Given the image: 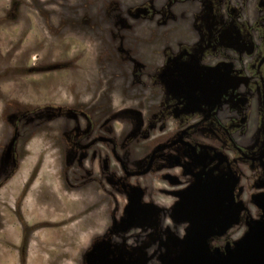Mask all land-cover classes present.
I'll return each mask as SVG.
<instances>
[{
	"label": "flooded vegetation",
	"instance_id": "flooded-vegetation-1",
	"mask_svg": "<svg viewBox=\"0 0 264 264\" xmlns=\"http://www.w3.org/2000/svg\"><path fill=\"white\" fill-rule=\"evenodd\" d=\"M131 1L118 14L123 26L108 32H134L137 43L148 32L151 44L120 47L124 73L98 78L105 92L96 86L90 102L53 109L57 149L69 156H61L55 177L69 183L76 205L106 213L107 228L91 245L117 236L125 251L130 241L170 251L181 196L195 194L201 208L208 189L218 192L229 208H243L237 223L210 238L223 250L249 222L264 220V0ZM143 21L154 26L135 25ZM112 81L127 86L116 99ZM32 111L17 116L14 135ZM131 195L137 224L110 228L125 217Z\"/></svg>",
	"mask_w": 264,
	"mask_h": 264
},
{
	"label": "rangeland",
	"instance_id": "rangeland-1",
	"mask_svg": "<svg viewBox=\"0 0 264 264\" xmlns=\"http://www.w3.org/2000/svg\"><path fill=\"white\" fill-rule=\"evenodd\" d=\"M132 4L131 0H0V264H85L83 253L91 242L84 233L72 234L92 227L94 215L75 204L66 180L58 183L55 177L61 156H69L57 149L60 122L53 120L52 111L58 105L71 106L77 98L90 102L96 86L105 92L98 78L124 73L120 62L126 58L120 47L151 44L144 42L148 32L138 33L142 43H137L134 32H108L123 26L119 11ZM135 25L154 26L150 21ZM108 85L115 99L127 88L114 81ZM28 108L34 111L20 120L12 161V147L8 148L14 137L13 122ZM209 191L201 210L211 208L221 216L224 229L218 236L239 221L243 208L239 204L231 209L224 204L225 196ZM217 198H223L222 206ZM132 207L141 214L134 195L126 210ZM188 222L174 216L170 232L184 236ZM114 239L122 244L117 236ZM130 242L131 248L139 244ZM208 243L214 247L210 239ZM150 244L146 251L155 257L170 252L166 245ZM158 258L149 264L160 263Z\"/></svg>",
	"mask_w": 264,
	"mask_h": 264
},
{
	"label": "water",
	"instance_id": "water-1",
	"mask_svg": "<svg viewBox=\"0 0 264 264\" xmlns=\"http://www.w3.org/2000/svg\"><path fill=\"white\" fill-rule=\"evenodd\" d=\"M17 135L18 132L12 138L9 150ZM194 195L189 192L185 197L181 196V208L174 210L176 219L189 222L184 236L179 237L170 232V253L155 257L146 251V247L151 244L140 243L132 245L131 251H125L119 240L103 239L90 245L83 253L85 264H149L158 257L160 263L150 264H264V220L249 222L246 231L232 245L227 244L221 250L208 243L211 237L224 229L220 223L221 216L214 215L216 212H211V208L203 212ZM206 196L210 197L208 193ZM138 219L139 212L132 207L126 210L123 219L113 222L109 227L123 232L135 226ZM101 236L103 234L98 237Z\"/></svg>",
	"mask_w": 264,
	"mask_h": 264
},
{
	"label": "crops",
	"instance_id": "crops-1",
	"mask_svg": "<svg viewBox=\"0 0 264 264\" xmlns=\"http://www.w3.org/2000/svg\"><path fill=\"white\" fill-rule=\"evenodd\" d=\"M88 207H90V206H84V208H86V210H88L89 213H91L92 215H94V218L92 219L94 225L92 227H90V228L84 229L79 234H72V237H73V235L76 237V236H79L80 234L81 235L86 234L84 236V238H87V240L89 239L90 242H92L93 239H94V237H95V235H102L104 233V231H102V232H95V229L97 227H101V228H103V230L106 229L107 228V225H108V222H107V215H106V213H104L103 210L100 209V210H97V211H94V210L93 211H90L88 209Z\"/></svg>",
	"mask_w": 264,
	"mask_h": 264
}]
</instances>
